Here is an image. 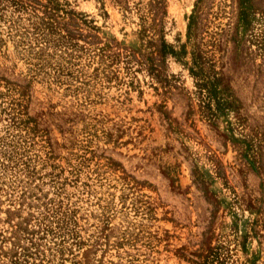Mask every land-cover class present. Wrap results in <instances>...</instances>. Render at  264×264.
Returning a JSON list of instances; mask_svg holds the SVG:
<instances>
[{
  "label": "rangeland",
  "instance_id": "1",
  "mask_svg": "<svg viewBox=\"0 0 264 264\" xmlns=\"http://www.w3.org/2000/svg\"><path fill=\"white\" fill-rule=\"evenodd\" d=\"M0 264H264V0H0Z\"/></svg>",
  "mask_w": 264,
  "mask_h": 264
}]
</instances>
